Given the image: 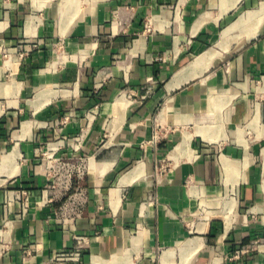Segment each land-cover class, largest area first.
Instances as JSON below:
<instances>
[{
  "label": "crops",
  "instance_id": "1",
  "mask_svg": "<svg viewBox=\"0 0 264 264\" xmlns=\"http://www.w3.org/2000/svg\"><path fill=\"white\" fill-rule=\"evenodd\" d=\"M75 236V264H264V0H0V264Z\"/></svg>",
  "mask_w": 264,
  "mask_h": 264
},
{
  "label": "built area",
  "instance_id": "2",
  "mask_svg": "<svg viewBox=\"0 0 264 264\" xmlns=\"http://www.w3.org/2000/svg\"><path fill=\"white\" fill-rule=\"evenodd\" d=\"M38 44L33 43L31 44L30 49L23 48L22 50L18 51L15 54L14 62L19 64V62L26 57V55L33 49H36ZM154 137L151 140L154 141ZM85 173V165L82 160L78 163L73 164L63 158H56L54 160V165L51 167V175L53 178H57L58 180L63 178L66 181H70L74 176L78 179L82 178ZM84 198V194L81 190L75 192L74 195L68 196L67 201L63 204L60 208V215L66 220L73 221L74 218L80 215V204L81 200ZM75 246L72 250L58 253L54 255L49 264H75L79 262L83 249L85 247L86 239L82 236H75L74 237Z\"/></svg>",
  "mask_w": 264,
  "mask_h": 264
}]
</instances>
